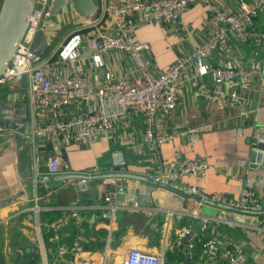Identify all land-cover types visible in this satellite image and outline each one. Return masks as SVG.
Here are the masks:
<instances>
[{
  "label": "crops",
  "instance_id": "1",
  "mask_svg": "<svg viewBox=\"0 0 264 264\" xmlns=\"http://www.w3.org/2000/svg\"><path fill=\"white\" fill-rule=\"evenodd\" d=\"M110 1L100 0L98 12L85 21H81L80 13L67 8L53 12L44 21L48 47L41 54V61L49 67L53 77L80 73L90 81L97 82L124 73L129 77L135 75L132 69L134 65L118 49L105 52L102 65L97 66L93 62L91 36L114 30L107 12ZM212 1L229 11L234 10L239 3V0ZM209 14V4L198 0L182 12L177 24L161 26L153 21H145L134 27V39L150 43L149 55L154 74L162 73L180 55L190 52L209 37L213 31ZM66 22L69 24L64 27ZM255 23L264 30V9L257 15ZM75 34L81 37L78 55L73 59H62L59 50ZM206 62L210 65L264 67V45L237 41L230 36L206 58ZM181 79L180 101L176 107L168 112L154 113L151 118L137 111L117 116L111 136L103 135L91 146L78 139L76 126L67 123L96 108L99 104L97 98L79 97L65 106H46L35 110L29 90L30 81L26 77L17 78L7 87L1 88V97L17 99L21 94L26 98L28 113L23 129L0 131V140L6 138L0 142V217L1 220H9L24 214L28 217L23 221L24 224L37 223L38 229L37 236L32 237L34 240L31 241L37 242L38 248L33 247V244L31 247L23 244L14 246L12 235L15 234L12 233L10 248L5 246L1 250L7 253L16 250V254L20 253L24 260L22 262L30 260L33 264H41L46 259L51 261L57 254L58 246L53 237V224L78 209L80 216L69 217L63 224L64 241L72 244L79 240L85 247L84 251L73 253L72 259L84 258L93 264H120L132 247L144 251L164 247L166 264H181L178 259L167 262V251L175 246V227H183L187 223L193 227L198 219L195 213L208 214L202 209L203 203L195 197H182L156 186L149 203L138 208H120L114 214L107 210L105 215L106 208L94 207L93 204L115 191L116 177L91 180L96 189L95 194L99 196L97 200L79 199L72 188L57 195L58 189L54 191L44 186L46 192L43 193L39 190L43 186L40 180L46 179L47 155L52 152L63 154L59 173L114 166L113 150L116 148H121L125 153L127 163L124 171L143 175L158 173L165 166H175L183 158H203L210 163L207 172L200 178L190 173L184 174L179 179L183 186L197 185L207 194H225L237 198L242 188L253 182L264 201V167L250 166L251 152L256 149L252 146V140L257 134H260L259 148L264 146V79L250 84L236 80L229 86L221 83L213 71L200 76L196 66L186 69ZM200 83L223 86L227 94L237 90L245 97V102L242 105L232 103L228 95L216 99L203 97L197 91ZM109 107L113 105L109 104ZM242 109L249 110L250 116L243 117ZM42 125L65 127L37 136L34 141L30 140L28 134L33 127ZM191 127H196V132L187 135L180 133ZM153 144L155 149L152 148ZM46 182L49 184V180L46 179ZM61 183L64 187V183L68 182ZM38 201L42 206L40 214L35 210ZM123 201L132 204L135 200ZM185 202L187 207L183 206ZM222 209L225 214L230 211ZM170 212L173 214L170 215ZM236 212L230 211V214L242 217ZM244 218L251 220L249 215ZM223 228L236 238H246L249 241L247 250L250 252H260L250 260V264H264L262 233L228 225ZM20 230L25 232L23 228Z\"/></svg>",
  "mask_w": 264,
  "mask_h": 264
},
{
  "label": "built area",
  "instance_id": "2",
  "mask_svg": "<svg viewBox=\"0 0 264 264\" xmlns=\"http://www.w3.org/2000/svg\"><path fill=\"white\" fill-rule=\"evenodd\" d=\"M55 0H35L34 10L30 16L29 25L23 38L17 42L16 49L0 74V89L7 87L17 78L26 77L30 81V94L32 105L35 110L46 106H65L79 97L97 98L99 104L96 108L77 116L67 125L77 128V136L80 141L87 145H93L94 141L103 136H111L113 123L117 116H125L129 111H137L151 118L154 113L168 112L176 107L180 101L179 88L182 83L183 72L191 66H196L200 76L209 71L216 74L217 79L231 86L236 80L244 84H250L264 79V67L262 66H228L224 64L210 65L206 58L214 52L217 47L232 36L241 42H250L264 45V30L258 28L255 19L260 11L264 9V0H239L234 10H225L212 0H201L209 4V24L213 27L212 33L207 39L201 41L190 52L180 55L174 63L160 74H154L151 70L152 59L149 55L150 43L147 41H136L133 29L136 25L145 21H153L157 24L171 25L179 23L182 12L198 0H111L107 12L113 22L114 30L111 32L97 33L91 36L90 49L93 62L100 66L103 64V54L111 49L124 52L125 58L132 63L135 72L133 77L127 73L119 74L106 81H90L80 73H71L64 77L52 76L49 67L41 61V55L34 49V43L38 31L44 29L45 20L53 14ZM80 34L73 35L59 50L62 59H73L79 53ZM264 89V84H262ZM197 91L203 97L209 99L222 98L228 95L232 103L242 105L245 102L237 90L229 94L223 86H212L205 83L197 85ZM21 98V99H20ZM26 99V98H25ZM21 94L17 99L0 96V101L5 103L2 107L1 119L6 122H15L20 119L16 112L8 113L7 104L25 100ZM27 100V99H26ZM109 104L113 107L110 108ZM243 117H249V110H241ZM65 125L60 126H34L28 134L30 140H36L37 136L45 135L49 131L62 130ZM0 123V131L9 130ZM12 129V128H11ZM196 127L180 131L181 134L196 132ZM150 136H153L149 132ZM155 143V140L153 139ZM260 134L252 140L253 148H259ZM153 149L155 146L153 144ZM114 166L124 170L127 163L124 151L121 148L113 150ZM63 154L52 152L47 155L46 175L59 173L62 169ZM210 167L206 159L183 158L175 166H165L158 173H149L148 176L155 177L160 181L177 186L175 182L187 173L195 175L196 178L203 176ZM42 185L49 187L46 179L40 180ZM129 180H125V184ZM120 191H124L121 187ZM186 191L190 194H199L220 203L251 209L260 210V214H249L236 212L240 216H251L240 221L233 216L227 217L220 213L216 215L195 213L198 219H203L202 230L203 254L199 264H248L252 258H256L260 252L247 250L249 241L246 238H236L223 226L242 227L252 229L264 235V201L255 189L253 182L242 188L241 195L237 198L228 197L225 194H207L198 189L197 185L187 186ZM118 191L106 195L104 200L96 201L94 207L106 208L110 214L116 210L126 207L138 208L141 205L134 201L128 204L126 201L112 203ZM38 199V196L36 197ZM35 210L40 214L42 206L39 201ZM224 213V212H223ZM173 212H170L172 215ZM80 216V211L75 209L72 214L65 216L53 224V237L57 242V254L51 261L45 260L41 264H93L88 259H72V254L84 251L82 242L75 240L72 244L64 241L63 224L69 217ZM213 222L208 230L207 222ZM192 229L189 223L183 227H175V239L177 243L183 241L184 236ZM209 231L207 234L206 231ZM196 234L199 235L200 232ZM201 235V234H200ZM193 246L191 242V247ZM120 264H166L164 247L154 251H144L138 247H132L123 257Z\"/></svg>",
  "mask_w": 264,
  "mask_h": 264
},
{
  "label": "water",
  "instance_id": "3",
  "mask_svg": "<svg viewBox=\"0 0 264 264\" xmlns=\"http://www.w3.org/2000/svg\"><path fill=\"white\" fill-rule=\"evenodd\" d=\"M100 0H55L53 5V12L56 13L59 10L65 8L75 10L81 14V21H85L93 17L99 9ZM35 0H3L0 8V74L5 68L6 64L13 55L17 42H19L30 22V16L34 10ZM48 47V37L44 29L38 31L36 41L34 43L33 49L37 54H43ZM5 105L0 101V112L2 107ZM16 112L19 114L20 119L15 122H6L1 119L0 114V123L4 124L6 128H15L23 129L24 121L27 119V100L18 101L16 103L9 102L7 104L8 113ZM251 163L250 166L263 168L264 167V146L253 149L250 155ZM105 177H116L115 181V197L112 199V203L116 204L118 200L125 199H134L139 201V204H147L152 201V191L156 186L164 187L174 193L181 195L182 197L193 196L198 201L213 205L216 207H221L230 211H237L249 214H260V210H251L246 208H241L225 203H220L214 201L208 197L199 195V194H190L186 191L187 186H183L179 181L175 182L177 186L170 183L160 181L155 177L148 175H143L139 173H132L124 170H120L115 166L108 167H91L85 172H64L56 173L50 176H46V179L49 181H57L56 185L50 186L49 189L57 190V195L61 194L64 190L72 188L77 192L79 199H99V196L95 194V187L91 180L93 179H102ZM129 180L125 184V180ZM64 183L62 187L61 182ZM66 184V185H65ZM123 187L124 191H120V188ZM200 187H198L199 189ZM129 193V195L127 194ZM184 207H187V202L184 203ZM222 215L227 216V214L222 213ZM237 220H244V217H239L237 215H231ZM228 217V216H227ZM203 219H197L195 225L192 229L184 236L183 244L188 259L191 257V241L195 237L196 233L203 226ZM208 230L211 229L213 222L209 221L206 223ZM12 243L15 244V237H12ZM19 264V263H17Z\"/></svg>",
  "mask_w": 264,
  "mask_h": 264
},
{
  "label": "rangeland",
  "instance_id": "4",
  "mask_svg": "<svg viewBox=\"0 0 264 264\" xmlns=\"http://www.w3.org/2000/svg\"><path fill=\"white\" fill-rule=\"evenodd\" d=\"M64 9H65V7L61 10H64ZM68 24H69V22H66L64 27L67 26ZM69 27L70 26H68L66 28H69ZM5 139H6L5 137H2L0 142L5 141ZM57 183H59V182L49 181L50 186L56 185ZM202 205H203V207H202L203 211H205L208 214L216 215L218 213L223 212V209L221 207H216V206L204 204V203ZM226 214L229 217L230 211H226ZM26 218H28V217H27V215H24V214H22L20 216H18V215L13 216L9 220H1V217H0V250L2 249V247H5V246L7 248H10L11 234L12 233L15 234V236L14 235H12V236L17 237V241H16L15 245H17V244L22 245L23 244V245H27L28 247H31L30 245L33 244V247L38 248L37 242L36 243L31 242L32 240H34L32 237H36L38 234V229L36 227L37 223H36V225L33 223L32 224H24L23 221H25ZM29 221H31V220H29ZM22 228L24 229L25 232L20 230ZM2 250H1L2 255L0 256V258L2 260V264L19 263L15 258L16 250H12L11 252H8V253L5 252V250L3 252Z\"/></svg>",
  "mask_w": 264,
  "mask_h": 264
},
{
  "label": "trees",
  "instance_id": "5",
  "mask_svg": "<svg viewBox=\"0 0 264 264\" xmlns=\"http://www.w3.org/2000/svg\"><path fill=\"white\" fill-rule=\"evenodd\" d=\"M2 2H3V0H0V8H1V5H2ZM43 187L44 186L39 187V190L41 192L45 193L46 189L43 188ZM187 224H189V223H187ZM200 234L196 235L192 239L193 246L191 247L192 255H191L190 259H188L185 256V252H184L185 248H184L183 242L177 243L176 240H175L177 238V235L174 234L173 235V240H174L175 246L173 247V249L167 251V262H168V260L171 262L174 259H178V260L181 261L180 262L181 264H199V260L201 259L202 254H203L202 241H201L199 236H202V239H204V235H202V232H200ZM16 255H17L16 260L19 262V264H21V263H23V264H33L30 260H27L26 261L27 263L26 262H22L24 260L21 259L20 253H17ZM0 264H2L1 258H0ZM248 264H250V263H248Z\"/></svg>",
  "mask_w": 264,
  "mask_h": 264
}]
</instances>
